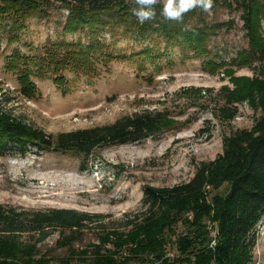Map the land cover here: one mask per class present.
I'll return each instance as SVG.
<instances>
[{"label":"rangeland","instance_id":"obj_1","mask_svg":"<svg viewBox=\"0 0 264 264\" xmlns=\"http://www.w3.org/2000/svg\"><path fill=\"white\" fill-rule=\"evenodd\" d=\"M44 3V9L26 15L0 13L2 107L53 137L134 113L152 112L161 120L144 139L96 147L87 154L56 145L0 150V210L66 207L89 214L82 227L51 229L21 260L9 247L0 252V261L157 264L155 252L143 244L150 241L145 227L154 228L153 249L164 257H185L179 237L183 224L163 227L143 201L144 187L188 180L201 161L222 152L225 137L261 128L264 50L252 54L241 11L226 6L198 9L189 19L200 26L226 23L206 30L207 51L197 53L178 37L152 31L140 36L119 24L97 32L101 46L85 47L96 39L87 26L66 32L68 9L61 0ZM259 23L264 38V15ZM227 189L223 185L210 194L224 195ZM203 221L212 245L217 221L212 216ZM36 237L24 233L19 239L30 244ZM249 242L233 264H264V220Z\"/></svg>","mask_w":264,"mask_h":264},{"label":"trees","instance_id":"obj_2","mask_svg":"<svg viewBox=\"0 0 264 264\" xmlns=\"http://www.w3.org/2000/svg\"><path fill=\"white\" fill-rule=\"evenodd\" d=\"M26 2L30 3L28 7ZM61 2L68 9L63 25L65 31L74 32L87 26L90 35L96 38L85 47L101 46L97 32L119 24L140 36H147L152 31L167 38L178 37L195 52H206V30L221 28L226 24L225 21L201 26L190 23L189 19L200 8L185 13L182 22L165 19L161 15L163 3L160 0L154 6L155 19L144 23H140L133 14V9L138 7L135 0ZM44 5V0H0V13L8 10L26 15L33 10L44 9ZM215 6L240 10L252 54L264 50V38L259 35L264 0H213ZM81 52L88 53L83 49ZM160 120L152 112L134 113L109 124L79 128L53 137L5 110L0 103V150L6 152L7 149L24 150L27 147L48 150L56 145L61 149H77L87 154L96 147L144 139L158 130ZM223 185H228L226 194H210V189ZM143 201L154 209L153 215L162 221L163 227H171L180 221L185 228L179 237L180 249L186 255L170 258L153 249L157 245L151 237L154 228L145 227L150 241L143 244L149 245L151 251L155 252L153 255L157 264H233L249 245L256 225L264 220V122L256 132L243 128L225 137L222 152L212 160L201 161L188 180L162 187L146 185ZM87 216L89 214L83 211L66 207L45 212L0 210V252L13 247L14 254L21 260L23 254H28L36 243L50 235L51 229L82 227L87 222ZM206 216H212L217 221L216 240L212 245L210 232L203 221ZM24 233L37 237L33 243L23 244L19 238ZM238 261L243 264V261ZM0 264L8 263L0 261Z\"/></svg>","mask_w":264,"mask_h":264},{"label":"clouds","instance_id":"obj_3","mask_svg":"<svg viewBox=\"0 0 264 264\" xmlns=\"http://www.w3.org/2000/svg\"><path fill=\"white\" fill-rule=\"evenodd\" d=\"M138 5L133 9V14L140 23L155 19L156 12L154 6L158 0H135ZM213 7V0H163L161 15L168 20L182 22L185 13L195 8H200L209 12Z\"/></svg>","mask_w":264,"mask_h":264}]
</instances>
